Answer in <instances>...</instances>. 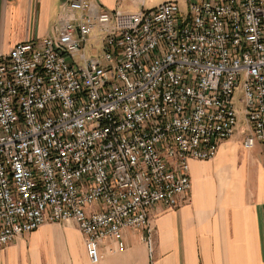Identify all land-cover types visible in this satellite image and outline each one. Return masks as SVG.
Returning a JSON list of instances; mask_svg holds the SVG:
<instances>
[{
    "label": "built area",
    "instance_id": "built-area-1",
    "mask_svg": "<svg viewBox=\"0 0 264 264\" xmlns=\"http://www.w3.org/2000/svg\"><path fill=\"white\" fill-rule=\"evenodd\" d=\"M240 82L243 146L264 152V0L185 15L173 0L128 13L64 0L50 34L0 54V247L74 220L99 258L128 229L151 250L155 209L178 207L190 161L236 132Z\"/></svg>",
    "mask_w": 264,
    "mask_h": 264
},
{
    "label": "crops",
    "instance_id": "crops-1",
    "mask_svg": "<svg viewBox=\"0 0 264 264\" xmlns=\"http://www.w3.org/2000/svg\"><path fill=\"white\" fill-rule=\"evenodd\" d=\"M63 1L0 0V54L50 34ZM97 1L128 13L168 0ZM173 1L187 9L200 0ZM241 132L237 128L221 141L213 158L190 161L191 189L178 207L155 209L151 256L144 240L148 232L128 229L126 247L99 258L70 220L45 222L1 246L0 264H264L263 146L245 149ZM105 244L115 246L110 240Z\"/></svg>",
    "mask_w": 264,
    "mask_h": 264
},
{
    "label": "rangeland",
    "instance_id": "rangeland-1",
    "mask_svg": "<svg viewBox=\"0 0 264 264\" xmlns=\"http://www.w3.org/2000/svg\"><path fill=\"white\" fill-rule=\"evenodd\" d=\"M180 10H181V14L185 15L186 8H181ZM91 46H93V48ZM85 49H86L85 53L88 56H91V55H94V54L100 55L101 45L100 44H96L95 40H92V41L87 42ZM93 49H95L96 51L91 52ZM67 60L71 61V58L68 57ZM77 62H78V60H77ZM242 97H243V86H242V82H240L239 85L236 87L235 95H234V104L237 107V109L239 110V120H240V122H239L238 128L240 130H242L244 127H246V122L243 119V114H242V109H243ZM242 135L244 136V133H242ZM149 253H150V256H151L152 249L149 251Z\"/></svg>",
    "mask_w": 264,
    "mask_h": 264
}]
</instances>
